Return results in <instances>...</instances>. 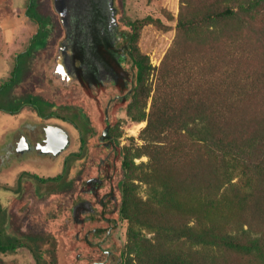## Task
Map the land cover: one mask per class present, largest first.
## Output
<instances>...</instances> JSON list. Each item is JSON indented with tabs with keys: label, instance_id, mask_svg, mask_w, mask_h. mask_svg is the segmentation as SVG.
Instances as JSON below:
<instances>
[{
	"label": "trees",
	"instance_id": "16d2710c",
	"mask_svg": "<svg viewBox=\"0 0 264 264\" xmlns=\"http://www.w3.org/2000/svg\"><path fill=\"white\" fill-rule=\"evenodd\" d=\"M180 3L177 35L159 66L156 92L141 131L149 157L142 176L150 190L149 201L163 208L175 200L172 209L183 215L177 222L157 225V232L167 244L176 240L180 246L174 257L154 261L151 242L131 227L129 251L136 252L142 264H218L217 256L221 261L230 253L263 260L264 67L253 66L252 56L258 44L264 50V25H258L264 17V0ZM33 8L34 0H29L27 14L41 26L26 51L17 54L11 77L0 85V96L18 81L34 47L44 43L45 24ZM124 34L142 79L151 66L146 55H136L139 33L132 28ZM37 101L28 96L0 101V109L16 114ZM234 177L239 178L234 181ZM228 190L236 191L242 220L225 211L231 201ZM196 196L203 198L198 201ZM123 206L126 213L124 202ZM150 208L140 212L135 206L134 214H158L156 207ZM23 246L30 249L36 264H57L55 241H51L48 263L35 237L23 241L0 235V252ZM204 249L209 251L201 256Z\"/></svg>",
	"mask_w": 264,
	"mask_h": 264
},
{
	"label": "rangeland",
	"instance_id": "374dc122",
	"mask_svg": "<svg viewBox=\"0 0 264 264\" xmlns=\"http://www.w3.org/2000/svg\"><path fill=\"white\" fill-rule=\"evenodd\" d=\"M28 4L29 0H0V85L11 77L17 64V54L26 51L38 27L41 26L37 20L28 16ZM114 5L117 9L116 21L119 30L131 31L132 28H135L138 31L139 53L136 55H146L151 66L150 72L140 79L137 76L133 60L129 61V68L134 66L136 72L133 93L124 102H117L111 111V134L115 144L114 150H109L107 153L99 147L103 116H98L92 121L89 120L94 131L88 136L84 155L81 158L69 155L65 159L68 167L63 173V182L68 184L67 188L59 189V184L52 181L49 183L50 186L41 187L43 191L36 186L37 183L33 179L26 178L23 180L25 183L23 193L19 197H16L12 190L17 187V176L21 169L26 168L51 177L57 176L64 171L65 154L59 159L51 160L50 165L46 167L48 170L38 169L36 163L28 162L19 167L10 168L3 173L1 171L2 163L6 162L7 165L12 161L15 163L16 160H12L11 157H6L4 160L0 156V206L3 207L0 223L2 228L5 232L15 234L23 241L28 238L24 235L32 230L49 232L57 241L58 264L74 263V259L70 255L74 253L72 248L76 249L74 254L79 251L87 252L86 248L83 249V245L76 248L78 242H76L73 229L68 228L65 223L67 218H70L68 214H65V211L70 197L74 192L79 193L80 179L85 180L87 176L95 174L93 166L101 158L109 161V169L105 173L107 184L104 190L112 191L115 195L113 213L119 223L117 236L122 242L125 264H142L136 259V252L130 253L129 251V230L131 227L136 228L140 237L151 242V250H149L154 261L161 260L165 255L174 257L180 246L176 240H171L167 244L166 237L157 232V225L166 221L177 222L183 215L178 213L177 209H172V206L176 204L175 200L172 206L163 208L149 201L150 190L148 184L142 180L143 172L147 171L146 165L149 157L145 153L146 140L143 139L141 131L147 124L153 96L156 92L159 66L177 35L176 27L181 3L180 0H114ZM33 10L45 24L44 43L34 47L31 54L25 59L18 81L0 96V101L8 103L27 96L38 101H50L55 105L50 111L55 112L56 116L82 123L80 114L88 117L92 116L96 110L93 100L78 86L55 87L49 73L54 53V49L52 50L53 41L58 37L60 28L55 0H34ZM258 25H264V17L258 19ZM252 61L253 66L257 69L264 67V50L260 44L253 51ZM128 76H131V71ZM114 93V90H110L109 96ZM100 97L101 104L105 106L109 97L102 95ZM13 106L15 105L13 104ZM44 112L48 113L49 110L44 109ZM29 116L32 119L38 117L36 110L29 106L14 115L6 114L0 109V142L7 134L6 128L17 120L19 121L21 117L28 118L30 123ZM69 126L75 134L74 143L69 149V151H73L78 149V133L73 126ZM110 161L114 163L112 170H110ZM238 178L234 177L233 180L237 181ZM69 182L72 183V186H69ZM227 194L231 199L225 209L227 215L235 220H242L241 214L243 216V213L237 209L236 191L228 190ZM238 196L241 197L239 193ZM202 198L203 196H196L198 201H201ZM123 202L126 213L123 212ZM135 206L139 208L140 212L144 211L145 207L152 206L150 209L153 211L156 207L158 214H134ZM186 207L191 209L190 204ZM21 227L27 228L26 232L21 231ZM39 245L42 250L47 248L46 243L41 240H39ZM202 251L201 256L208 253L209 250ZM44 255L48 258L47 254ZM216 262L218 264H264V259L259 260L239 253H230L227 255V259L221 261L217 256ZM0 264H36V262L30 249L23 246L15 252H0Z\"/></svg>",
	"mask_w": 264,
	"mask_h": 264
},
{
	"label": "flooded vegetation",
	"instance_id": "af4514ba",
	"mask_svg": "<svg viewBox=\"0 0 264 264\" xmlns=\"http://www.w3.org/2000/svg\"><path fill=\"white\" fill-rule=\"evenodd\" d=\"M73 2L74 0H70L69 7L67 5L61 13L56 10L59 14L60 28L58 37L53 41L52 50L54 49V53L52 54L49 73L55 87L74 85L80 87L93 100L96 110H94L92 116L87 117L80 114L79 117L82 123H78L56 116V114L54 116L40 115L37 108L48 109L50 112V109L55 106L50 101L39 100L34 105L24 106L36 110L38 117L32 119L29 116L30 123L27 120L28 118L21 117L20 122L17 120V122L6 128L7 134L0 142V145H3L0 147V156L4 160H6V157H11L16 162L13 163L12 161L7 165L6 162L2 163V173L28 162L36 163L38 169H46L51 160L59 159L65 154L64 171L57 175L59 176L57 179L55 178L57 176L52 178L26 168L21 169L17 176V187L12 190L16 197L22 195L23 185H25L23 180L26 178L33 179L40 190H43L42 188L45 185L50 186L49 183L52 181L59 184V189L64 190L67 188L68 184L63 182V173L68 167L65 159L69 155L75 158H81L84 155L88 144V136L94 131L93 125L88 122L89 120L92 121L98 116H103L101 118L103 126L99 134V147L107 153L109 150H114L115 144L111 134V111L115 108L117 102H124L133 93L136 72L134 66L131 69L128 66L130 61L129 47L126 43L127 38H125L124 31H120L118 28L115 5L113 4L114 14L104 9L85 21L87 17L76 10ZM85 11L89 12L86 8ZM130 71L131 76H128ZM110 90L115 91L112 96H109ZM100 95L109 97L105 106L100 102ZM69 125L73 126L78 133V149L73 151H69V149L74 143L75 134ZM57 127L63 128L68 133L70 141L67 147L55 153L45 150L44 147L48 133L53 132L56 134L58 132ZM60 138H57V146ZM113 164L110 161V170H112ZM93 167H95V174L87 176L85 180L80 179L79 193L74 192L70 197L69 204L66 205L65 214H68L70 218H67L65 223L68 228L73 229L76 242H78L76 248L83 245V249L86 248L87 251H79L74 254L76 249L72 248L74 253L70 255L74 259L73 264H125L122 242L117 236L119 223L113 213L115 195L112 191L104 190L107 184L105 173L108 172L109 161L101 158L98 163L96 161ZM69 186H72V183ZM2 210L3 207L0 206V217L3 215ZM42 214L44 215L43 211ZM20 229L26 232L27 228L21 227ZM0 235L19 238L15 234L5 232L2 225H0ZM24 236L39 238L41 242L46 243L47 248L42 250L39 240H37L39 251L42 252L46 262L49 263L51 259L49 253L51 241H55L57 246L54 236H51L45 230H32ZM44 254H47L48 258Z\"/></svg>",
	"mask_w": 264,
	"mask_h": 264
},
{
	"label": "water",
	"instance_id": "95a60500",
	"mask_svg": "<svg viewBox=\"0 0 264 264\" xmlns=\"http://www.w3.org/2000/svg\"><path fill=\"white\" fill-rule=\"evenodd\" d=\"M73 4L75 5L76 10L80 13L85 15L87 21L91 16L97 15L99 12H102L104 9L109 10L111 13L114 14L115 8L114 0H74ZM69 7L70 0H55V7L58 12H62ZM85 8L89 11L86 12ZM87 28V26H86ZM58 128V127H57ZM60 132V133H59ZM60 138L59 145L57 146V138ZM62 140V141H61ZM45 150L53 151L58 153L59 151L63 150L69 144V135L63 128H58V132L55 134L53 132L48 133L47 140H46Z\"/></svg>",
	"mask_w": 264,
	"mask_h": 264
}]
</instances>
